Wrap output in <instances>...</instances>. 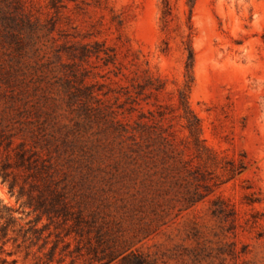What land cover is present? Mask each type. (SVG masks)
Returning a JSON list of instances; mask_svg holds the SVG:
<instances>
[{
    "label": "rangeland",
    "instance_id": "1",
    "mask_svg": "<svg viewBox=\"0 0 264 264\" xmlns=\"http://www.w3.org/2000/svg\"><path fill=\"white\" fill-rule=\"evenodd\" d=\"M21 1L39 22L15 49L1 10L16 0H0V120L38 152L32 167L1 153L17 184L0 177V200L18 223L36 218L40 193H63L124 249L107 264L132 251L154 264H264V0ZM82 46L98 52L75 57ZM189 48L197 145L179 100ZM44 223L40 238L8 243L9 259L99 264L87 234H67L73 221Z\"/></svg>",
    "mask_w": 264,
    "mask_h": 264
},
{
    "label": "trees",
    "instance_id": "2",
    "mask_svg": "<svg viewBox=\"0 0 264 264\" xmlns=\"http://www.w3.org/2000/svg\"><path fill=\"white\" fill-rule=\"evenodd\" d=\"M23 3L21 0H16L14 9H2V22H3V35L4 39H8L10 46H14L15 49H22L24 44V38L21 36L23 30L31 28L35 30L37 28L38 18L32 21L26 12L21 11ZM38 21V22H36ZM17 30V31H15ZM98 51H90L86 46H82L79 53L72 52L75 57L80 59H86L92 54H96ZM193 63H194V51L189 48L188 61L186 64L187 76L185 87L180 90L179 100L184 109V117L186 119V127L189 130L190 136L194 139L195 144H200L201 123L200 119L190 109L188 98L193 81ZM78 92L86 89L89 92L88 96H93V90L90 85L77 87ZM91 98V97H90ZM12 107V106H11ZM15 133H8L4 129V125L0 120V158L2 151L5 152L6 157L13 158L14 164L23 165L27 167L35 166L38 160V152L30 147H27L24 141L15 144ZM172 147L173 143L168 141ZM12 162L0 160V177L4 181H10V189L14 190L17 181L15 174L8 171V168ZM24 192V186H21V196ZM38 203L34 206L33 212H36L37 216L34 220L27 221L29 227L25 228L24 225L18 223V219L15 217V210L4 204L0 200V264H16L18 261L16 258L9 259L14 252L7 249L9 242L21 246V243H25L33 236L40 238L43 231L49 227L50 223H44L42 227H38V223L43 216H47L49 220H53L54 217H61L65 223L73 221L70 230L67 234L75 232L78 236L87 234V240L89 242L88 253H93L95 260L99 264H107L117 258L124 252L120 247L115 246L114 240H106L105 234L102 228L97 227V219L95 215L91 219H87L84 213L79 210L78 212L70 209V202L67 200L63 193H52L50 199L44 197V193H40ZM19 226V228H18ZM92 228L96 234L94 236L95 243L92 242L93 238L89 235ZM22 238V242L19 239ZM82 239V238H81ZM122 264H154L146 256L137 251H132L129 254L123 256L121 260ZM88 264H97L94 261H89Z\"/></svg>",
    "mask_w": 264,
    "mask_h": 264
}]
</instances>
